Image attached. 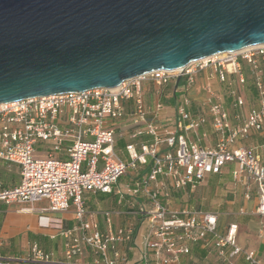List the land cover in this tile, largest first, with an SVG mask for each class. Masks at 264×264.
Instances as JSON below:
<instances>
[{"label":"built area","instance_id":"built-area-1","mask_svg":"<svg viewBox=\"0 0 264 264\" xmlns=\"http://www.w3.org/2000/svg\"><path fill=\"white\" fill-rule=\"evenodd\" d=\"M118 121L130 130L127 162L116 152ZM204 126L214 136L211 146L186 134ZM0 160L16 164L19 173L11 187L0 181L1 202L26 204L21 211L40 214L72 207L75 220L49 236L65 240L61 257L36 242L28 243L25 256H4L0 239V264H128L125 251L133 247H139L142 264H172L189 252V243L212 248L225 264L238 258L264 264L255 250L238 244L236 221L220 230L214 212L171 210L162 202L168 188L193 190L232 164L233 185L264 217V44L201 58L177 72L155 70L112 88L0 103ZM144 166L147 172L132 186L114 190L120 176ZM113 192L119 200L131 197L128 206L141 216L138 245L133 224L115 226L107 214L101 229L88 219L85 195ZM139 196L148 202L134 201ZM42 199L48 207L33 209Z\"/></svg>","mask_w":264,"mask_h":264},{"label":"water","instance_id":"water-1","mask_svg":"<svg viewBox=\"0 0 264 264\" xmlns=\"http://www.w3.org/2000/svg\"><path fill=\"white\" fill-rule=\"evenodd\" d=\"M258 44L264 0H0V103L112 88Z\"/></svg>","mask_w":264,"mask_h":264},{"label":"crops","instance_id":"crops-1","mask_svg":"<svg viewBox=\"0 0 264 264\" xmlns=\"http://www.w3.org/2000/svg\"><path fill=\"white\" fill-rule=\"evenodd\" d=\"M123 124V121H118V124L116 125L115 129V136H116V146L119 145L125 146V144L129 141L128 140V134L130 133V130L124 127H121ZM167 128L169 130H173L172 126H168ZM205 130H210L207 126L199 128L197 131H191L187 132L186 134L191 140L197 141V143L200 146H211L214 143V136L207 141V140H200L198 137L199 131L201 135L205 136L204 132ZM211 132V131H210ZM0 181L3 185V187L8 188L18 183L19 180V173H18V166L13 163H8L6 161L0 160ZM148 170V166L141 167L140 170L137 171V173L132 177V181L136 176H141L144 173H146ZM229 176L231 183L232 178L230 175V169L227 170L224 168L223 172L219 175H207V176H218L221 177L222 175ZM203 179V181L207 178ZM14 180L12 181L11 179ZM132 181L130 185H122L121 187L124 188L125 186H132ZM207 181V179H206ZM118 183V182H117ZM202 183V182H201ZM240 188V193H242V187L239 185H233ZM117 187L114 188L116 190ZM113 196L117 195V193L113 192ZM96 196V197H95ZM91 196L90 194H87V206L86 209L88 211V219L92 221H97L99 224V227L101 229L104 228V219L107 216V214L111 217V220L113 222V225H127L129 223L133 224L135 226V234H136V244L138 245L141 239V232H143L144 227L141 225L140 221V215L136 213V208L128 206L127 202L132 199L128 195H124V197L119 200V196L117 195V201L116 204L112 201L106 200V198L98 197L97 195ZM242 198V204L238 208L237 215L232 213H227L226 217H234L237 221L238 214H247V215H256L254 212L255 209V201L254 200H245ZM147 199L144 197H137L134 199V201H146ZM165 204V203H164ZM28 205L26 204H18V203H11V204H4L0 201V239L3 242L5 241H12L15 240V236L17 235H24L26 238L29 236V234H32L35 238H38L40 240V243L38 242V245L45 251L51 252L55 257H61L64 251V242L65 240L60 236L57 235L55 238L50 239V235L57 234L60 230L63 229H69L75 224V220L73 217V209H68L64 212L60 213H44L40 214L35 211L33 212H24L21 211V208H27ZM33 209L38 208L39 206H36V204L32 205ZM167 207V206H166ZM189 208L188 206H185ZM191 209V208H189ZM200 211V210H199ZM203 212V211H201ZM204 212H214L218 215V227L220 226L219 222V214L215 211H204ZM258 216V215H256ZM41 217L46 218V222L42 223ZM260 217V216H258ZM228 222V221H227ZM238 223V221H237ZM36 239H34L32 242H36ZM29 243V242H28ZM2 245V246H3ZM191 245V244H190ZM193 245V244H192ZM203 246H199V248L195 249V256L192 257L193 261L199 262L198 260H204L207 256V250L202 248ZM2 248V247H1ZM250 249V248H248ZM254 250V249H253ZM125 254L127 258L129 259L128 264H142L139 261L140 258V252L139 247H133L130 250H126ZM259 254V252H258ZM260 255V254H259ZM258 255V256H259ZM82 262H86L85 258L81 260ZM182 262L184 264H188L189 262L186 261V259H182ZM235 264H243V259L238 258L235 261ZM177 264V263H173Z\"/></svg>","mask_w":264,"mask_h":264},{"label":"rangeland","instance_id":"rangeland-1","mask_svg":"<svg viewBox=\"0 0 264 264\" xmlns=\"http://www.w3.org/2000/svg\"><path fill=\"white\" fill-rule=\"evenodd\" d=\"M203 75H201L198 80L201 81ZM204 79V78H203ZM152 90V85L150 83L146 84V102L147 105L150 103L151 97L149 96ZM248 94V92H247ZM249 96V94H248ZM173 103V100L169 102ZM247 109V104L245 110ZM205 133V136H202L200 131L198 137L200 140H209L212 137L210 130L201 131ZM39 145V144H38ZM37 145V147H38ZM116 152L124 161H128L127 154L125 152L124 146L119 145L116 147ZM2 167H0L1 169ZM141 168V167H140ZM138 168V170H140ZM232 168V164L226 166V169L229 170ZM137 170V171H138ZM137 171L128 170L127 173L119 177L118 183L114 185L115 187H121L122 185H130L132 177L137 173ZM207 179V181H206ZM202 183L198 184L197 187L193 190L188 188L183 189H172L168 188V196L162 199V202L165 203L168 209L171 210H180L185 206L193 210L200 211H215L219 214V229L222 230L227 221H236L234 217H226L227 213H232L237 215L238 208L242 204V193H240V188L233 186L231 180L226 173L221 177L218 176H207ZM12 181L14 180L11 179ZM90 197L97 195L101 198H106V200L112 201L116 204L117 195L113 196L112 193H89ZM254 195V193H253ZM96 197V196H95ZM87 194L85 195V206H87ZM147 201V200H146ZM148 202V201H147ZM38 208H47L48 201L42 199L41 201L35 203ZM136 208V207H135ZM37 209V208H36ZM69 209H72L70 207ZM238 221V231H237V242L243 248L254 249L257 254L259 252L260 259L264 262V217H258L256 215H247L241 214L237 216ZM42 223L46 222L45 217H41ZM236 221V222H237ZM15 240L5 241L4 245L1 248V254L4 256H25L28 251V242L31 243L34 239L37 243H40L38 238H35L32 234H29L26 238L24 235L15 236ZM191 244V245H190ZM193 244V245H192ZM199 243H189V252L185 255H181L178 258L177 264H184L182 259H186L188 264H225L224 261L217 258L214 251L210 247H202L207 250V256L204 260H198L199 262L193 261L192 257L195 256V249L199 248ZM173 264V263H172Z\"/></svg>","mask_w":264,"mask_h":264},{"label":"bare ground","instance_id":"bare-ground-1","mask_svg":"<svg viewBox=\"0 0 264 264\" xmlns=\"http://www.w3.org/2000/svg\"><path fill=\"white\" fill-rule=\"evenodd\" d=\"M177 71H179V69L178 70H174V72H177Z\"/></svg>","mask_w":264,"mask_h":264}]
</instances>
